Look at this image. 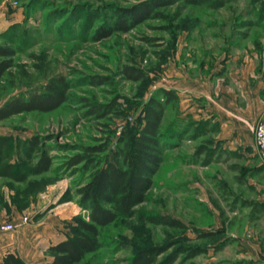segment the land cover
<instances>
[{"label":"rangeland","instance_id":"obj_1","mask_svg":"<svg viewBox=\"0 0 264 264\" xmlns=\"http://www.w3.org/2000/svg\"><path fill=\"white\" fill-rule=\"evenodd\" d=\"M144 1L0 0V43L15 49V66L0 80V103L13 95L39 92L56 76L69 84L67 99L54 110L0 120L9 154L22 156L26 139L36 135L53 157L50 169L35 184L13 195L16 214L26 215L27 221L5 234L30 227L27 248L37 249L40 263L51 256L48 242L70 235L75 221L86 219L87 210L75 194L86 174L65 167V158L86 145L101 146L98 156L110 158L120 133L142 121L145 102L157 88L176 74L203 73L202 62L210 63L220 50L234 49L264 31V0H177L159 6L161 16L147 15L125 31L94 38L99 29L110 26L113 8ZM256 26L261 29L252 31ZM126 68L144 76L128 78ZM90 103L112 109L97 116L90 113ZM178 113L176 102L163 113L160 128L166 135L144 201L135 205L131 217L118 216L102 226L100 246L76 264H128L137 249L161 245L165 250L150 264H253L252 246L257 231L264 230L263 208L243 205L242 198L251 195L245 174H231L233 159L227 151L215 149L213 154L212 145L201 136L206 124L190 115L180 120ZM254 155L252 163L264 167L255 147ZM57 180L61 188L51 189ZM160 214L180 225L149 219ZM43 226L53 235H36ZM205 232L216 234L202 235ZM179 246L202 251L189 257Z\"/></svg>","mask_w":264,"mask_h":264},{"label":"trees","instance_id":"obj_2","mask_svg":"<svg viewBox=\"0 0 264 264\" xmlns=\"http://www.w3.org/2000/svg\"><path fill=\"white\" fill-rule=\"evenodd\" d=\"M177 0H147L133 7H115L111 11L112 22L106 29H99L94 38L108 36L113 30L125 31L143 18L161 16L157 8ZM188 4H197L208 0H183ZM15 49L0 43V80L13 66ZM124 75L133 80L141 79L144 74L135 69L126 68ZM101 81H93L97 83ZM68 82L56 76L45 83L39 92L32 91L28 95H13L0 103V120L13 114L28 111H51L67 99ZM177 94L173 88L159 87L154 95L148 97L142 111V121L138 126L122 131L114 146L110 158L98 156L101 146L86 145L80 147V153L66 157L63 165L68 169L79 168L85 173V181L78 184L75 194L78 203L87 210L86 219L75 221L73 231L64 239L47 247L51 259L46 264H76L88 252L100 246L99 231L102 226L114 221L116 217H131L136 204L144 201L146 190L151 185L152 174L160 160V144L165 138L161 130L165 109L176 102ZM90 113L97 116L107 114L112 106L90 103ZM178 135H180L178 133ZM9 138L0 135V157L9 155ZM22 156L25 162L11 166L0 162V173L14 180L23 181L28 174H39L49 170L52 155L42 145L36 135L26 139ZM80 164V167H76ZM75 170V169H72ZM77 170V169H76ZM33 183V181H31ZM35 184V183H34ZM153 222H162L170 226L180 225L166 215H151ZM216 232H205L202 235H215ZM186 251L188 256L198 254L202 248L198 246L178 247ZM164 246H146L133 254L128 264H150L155 261ZM174 256L170 257L172 260ZM0 264H24L17 254L10 251L3 253Z\"/></svg>","mask_w":264,"mask_h":264},{"label":"crops","instance_id":"obj_3","mask_svg":"<svg viewBox=\"0 0 264 264\" xmlns=\"http://www.w3.org/2000/svg\"><path fill=\"white\" fill-rule=\"evenodd\" d=\"M1 24L0 16V29ZM256 29L258 31L261 27L256 26L252 31ZM250 39L251 41L234 49L230 46L228 51L220 50V54L210 63L202 62L203 73L176 74L175 78L161 86L175 90L180 120L190 115L206 124L201 136L212 145L213 154L217 149L216 153L225 150L232 155L231 174L241 177V173H244L248 192L251 194L242 198L243 205L254 210L263 208L264 214V167L252 163L255 158L252 126L256 121L264 122V31ZM0 135H3L1 130ZM0 162L10 164L12 170L13 165L25 162V159L17 154H9L2 155ZM238 162L244 166H236ZM46 171L28 174L23 181L0 173V219L16 221L22 216L16 214L18 210L13 195L24 192L25 186L31 181L35 183ZM61 185L62 181L57 180L50 184V188L60 189ZM29 229L30 227L23 226L9 237L5 235L7 232H0V238L20 237L15 241L0 239V261L7 251L17 254L24 264H44L51 259L50 256L40 263L37 249L33 245L27 248L29 240L25 233ZM35 231L36 235H53L52 229H46V226ZM256 235L257 243L252 246V261L253 264H264V230H258ZM64 238L60 236L46 246Z\"/></svg>","mask_w":264,"mask_h":264},{"label":"built area","instance_id":"obj_4","mask_svg":"<svg viewBox=\"0 0 264 264\" xmlns=\"http://www.w3.org/2000/svg\"><path fill=\"white\" fill-rule=\"evenodd\" d=\"M253 144L259 158L264 164V122L256 121L253 126ZM27 221V216L23 215L16 221L0 219V232H13L21 223Z\"/></svg>","mask_w":264,"mask_h":264}]
</instances>
